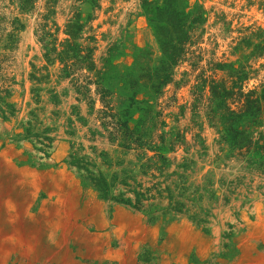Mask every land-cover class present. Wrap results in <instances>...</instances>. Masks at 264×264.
<instances>
[{
	"label": "rangeland",
	"instance_id": "374dc122",
	"mask_svg": "<svg viewBox=\"0 0 264 264\" xmlns=\"http://www.w3.org/2000/svg\"><path fill=\"white\" fill-rule=\"evenodd\" d=\"M148 1L162 6L164 0ZM142 3L0 0V53L6 55L0 90L8 89L0 92V199L19 213L18 226L9 229L21 242L12 240L17 247H11V234L0 237L4 264H264V208L260 215L255 210L264 207V167L250 160L252 149L249 154L230 140L234 128L264 136V101L260 122L230 121L225 107H206L207 86L196 89L210 78L229 87L232 66L248 73L244 91L261 93L264 50L258 55L255 44L264 46V0H177L184 14L202 10L205 21L169 80L153 75L165 55ZM76 21L82 26L73 41L94 47L95 70L68 74L56 52L49 50L50 60L45 54L62 48L66 25ZM215 62L227 67L212 73ZM83 74L98 78L105 103L96 84L84 94L77 89ZM46 107L50 120L42 116ZM109 108L127 120L138 142L126 145L110 133L101 116ZM22 140L55 168L67 164L78 173L79 183L63 187L58 241L45 234L60 201L48 194L52 165H43L46 185L30 207L27 184L4 165L5 149H16L23 163ZM62 142L66 151L59 156ZM16 190L17 200L10 197ZM6 227L0 209V230ZM107 248L117 249V257L106 258Z\"/></svg>",
	"mask_w": 264,
	"mask_h": 264
},
{
	"label": "trees",
	"instance_id": "16d2710c",
	"mask_svg": "<svg viewBox=\"0 0 264 264\" xmlns=\"http://www.w3.org/2000/svg\"><path fill=\"white\" fill-rule=\"evenodd\" d=\"M142 8L146 14L152 15L150 17V22L155 23L156 33L158 36L162 37L163 52L165 59L161 60V65L154 70L153 75L157 78H165L169 80L168 74L171 73L173 66L180 59L182 53L185 52L184 48L186 44H193L195 40L200 38V35L193 38V32L198 29L205 21L203 16V11L199 10L197 14L187 13L184 14L178 9L177 0H164L163 5H152L151 1L143 0ZM81 24L76 21L75 23H69L66 25L65 33L68 35L64 41L60 43L61 49L57 50L56 46H52L47 50L45 56L50 60L49 50L56 52V57L64 65V70L68 74H73L75 70H82L87 67L89 70H95V64L91 61L92 49L94 47L88 45H79L73 40L76 38L77 34L81 29ZM189 27V31L185 30V27ZM175 35L176 42H174ZM252 36L255 35L260 37L261 34L250 33ZM264 35V32H262ZM42 40L44 38L42 37ZM243 42L248 46L251 45V39L244 36ZM49 43L46 42L44 46L47 47ZM255 48L259 50L258 55L262 54L264 46L261 44H255ZM3 53H0V72L3 70L2 63L6 59V55L2 57ZM210 65V63H208ZM227 67L226 63L215 62L212 63L211 69L214 73L217 69L223 70ZM210 68V66H209ZM98 76V72L95 73ZM0 76H3L0 73ZM230 85L226 86L225 81H216L215 78H210L209 82L206 80H201L203 83L197 90H204L207 86L208 90V100L207 105L210 110H212V103L216 102L219 108L225 107L229 111L228 119L230 121L238 120L244 116H251L253 122H260L259 112L261 110V103L264 101V87H262L261 93H257L254 89H249L244 91V82L248 78V73L244 72L242 69H236L231 66L230 69ZM83 80L78 81L77 78L76 87L77 89L84 93L89 91V85L91 83L96 84L95 92L100 94V99L105 103L106 93L105 90L100 87V82L98 78L92 79L89 74L82 75ZM4 80V79H2ZM161 83V81H159ZM8 93V89H1L0 92ZM2 97L0 96V99ZM230 100L232 103H237V109L230 108L227 105V101ZM4 101L3 99L1 100ZM6 106H10L5 104ZM106 106V105H105ZM2 112L4 113L3 109ZM13 114V110L10 111ZM101 116L103 118V124L110 127V133L114 136H122L126 145H131L132 143L138 142L139 138L134 136V131L128 126L127 120L124 119L120 114L114 113L109 110L104 109L101 111ZM124 116V115H123ZM4 118H6L4 114ZM234 135L231 137V142L238 149H244L245 152L251 153L250 160L259 163L264 167V136L259 134L258 137L254 136L252 131L249 129H232Z\"/></svg>",
	"mask_w": 264,
	"mask_h": 264
},
{
	"label": "bare ground",
	"instance_id": "6f19581e",
	"mask_svg": "<svg viewBox=\"0 0 264 264\" xmlns=\"http://www.w3.org/2000/svg\"><path fill=\"white\" fill-rule=\"evenodd\" d=\"M49 110L50 108L46 107L42 113L43 118H45L46 120L51 119L50 118L51 113L49 112ZM2 126H3V130H2L3 132L7 133V131H10L9 124L5 123L2 124ZM25 140H22L18 143V146H20L22 150L26 152L24 158L22 157L20 159L23 161V163L21 165L18 164L19 159L17 157L21 155L20 153L16 152V149H12V151L6 149L3 150V162L5 167L7 166V168L10 169L11 171L12 170L17 171V175L20 178V180L24 182V185L27 184L28 189H26V194L29 195V199H30L28 207L35 204L38 195L41 193V190L46 185V184L44 185V181L46 180L47 176L46 177L44 176L45 170L43 168V165L45 166H48L49 164L52 165V167H50L49 169L48 167H46L47 175L50 179L47 184L49 187L48 194L54 196L57 199H60V201L58 202L59 207L57 205L52 209V213L50 215L52 219L45 226V234L49 238V240H55V239L57 240L59 237L58 228L61 225L60 222L62 216V213L59 210L60 209L59 203L61 202L62 204L63 201H61V199L62 197L66 196L64 194L63 187L64 185H68L69 183H79L78 182L79 176L77 171L67 164H61L60 166L55 168L51 159L42 158L40 154L35 150L33 144ZM65 151H66V144L62 142L60 143L58 149L59 156H62L65 153ZM56 156L58 155L56 154ZM19 194H20L19 191L16 190L14 193H12V195H10V197L12 199L14 197V199L17 200ZM67 197L66 199L69 200L70 197H68L69 199ZM0 201H1L0 209L2 211L3 217L4 218L6 217V223H7V227L4 230L3 229L0 230V237L1 236L7 237V234H11L8 240L10 239L11 242L14 241L17 244H20L21 243L20 239H17L19 237L13 232L12 229H9L10 227H13L15 225L18 226L19 223H18L17 215H19V213L17 210L14 209L13 205L8 200L0 199ZM263 208L264 207L262 206V204H255V210L257 214L260 215L262 213ZM97 211L101 213V208H99V210ZM104 222H106V220H104ZM113 233L121 234L122 232H120L118 228H115L113 229ZM0 241L3 242L2 238L0 239ZM14 242L13 244H11V247H17V245L14 244ZM15 249L16 248H10V251L12 250L15 251ZM104 253H106L105 254L106 258H112V257H117L119 251L115 248H107ZM3 261L4 260L2 258V254H0V264H4Z\"/></svg>",
	"mask_w": 264,
	"mask_h": 264
}]
</instances>
